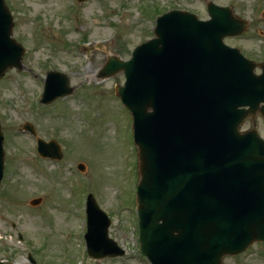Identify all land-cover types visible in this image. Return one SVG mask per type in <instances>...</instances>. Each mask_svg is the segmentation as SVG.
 Returning <instances> with one entry per match:
<instances>
[{"label": "rangeland", "instance_id": "obj_1", "mask_svg": "<svg viewBox=\"0 0 264 264\" xmlns=\"http://www.w3.org/2000/svg\"><path fill=\"white\" fill-rule=\"evenodd\" d=\"M154 1L88 0L77 7L72 0H5L14 19L13 38L27 51L23 70L10 69L0 81L5 136L0 261L32 264L31 254L36 264H150L139 253L135 187L140 177L133 122L116 94L125 78L120 73L100 79L96 70L110 56L129 60L138 45L153 38L158 12L187 10L207 20L209 2L228 6L249 21L244 35L225 43L250 60L264 62V0ZM125 10L130 13L125 15ZM84 42L94 45L89 53ZM49 71L65 73L74 92L44 106L40 82ZM253 123L264 139L260 116L249 118L241 130H251ZM25 124L33 126L38 137L64 147L60 161L35 156V138L23 132ZM79 164L85 165L83 172ZM88 194L108 213L109 235L126 251L124 258L87 257ZM37 198H42L41 204L32 206ZM222 262L264 264V243Z\"/></svg>", "mask_w": 264, "mask_h": 264}, {"label": "water", "instance_id": "obj_2", "mask_svg": "<svg viewBox=\"0 0 264 264\" xmlns=\"http://www.w3.org/2000/svg\"><path fill=\"white\" fill-rule=\"evenodd\" d=\"M209 12V22L181 12L159 18L157 38L106 72L123 69L127 78L118 94L134 118L141 252L152 264H221L223 256L264 241V141L254 131L245 137L237 131L258 110L264 117V66L255 77L253 63L223 44L244 33L245 21L214 4ZM12 28L0 0V79L22 68L24 51L11 39ZM72 92L64 75L50 73L43 101ZM243 106L250 109L238 110ZM3 144L0 127V183ZM40 151L61 158L55 143L42 142ZM89 200V254L118 255L110 249V222Z\"/></svg>", "mask_w": 264, "mask_h": 264}, {"label": "bare ground", "instance_id": "obj_3", "mask_svg": "<svg viewBox=\"0 0 264 264\" xmlns=\"http://www.w3.org/2000/svg\"><path fill=\"white\" fill-rule=\"evenodd\" d=\"M90 72V71H89Z\"/></svg>", "mask_w": 264, "mask_h": 264}]
</instances>
